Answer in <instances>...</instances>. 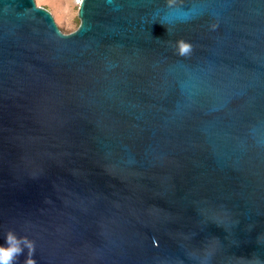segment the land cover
<instances>
[{
  "label": "water",
  "instance_id": "obj_1",
  "mask_svg": "<svg viewBox=\"0 0 264 264\" xmlns=\"http://www.w3.org/2000/svg\"><path fill=\"white\" fill-rule=\"evenodd\" d=\"M78 19L0 0V246L264 264V0H83Z\"/></svg>",
  "mask_w": 264,
  "mask_h": 264
},
{
  "label": "clouds",
  "instance_id": "obj_2",
  "mask_svg": "<svg viewBox=\"0 0 264 264\" xmlns=\"http://www.w3.org/2000/svg\"><path fill=\"white\" fill-rule=\"evenodd\" d=\"M169 6L175 3V0H168ZM193 45L190 42L177 41L176 55L180 57H189L192 54ZM27 250L28 256L23 264H36L33 258L35 255V242L28 237H20L14 231L6 234L5 246H0V264H20V257Z\"/></svg>",
  "mask_w": 264,
  "mask_h": 264
},
{
  "label": "rangeland",
  "instance_id": "obj_3",
  "mask_svg": "<svg viewBox=\"0 0 264 264\" xmlns=\"http://www.w3.org/2000/svg\"><path fill=\"white\" fill-rule=\"evenodd\" d=\"M38 6L47 8L63 33H71L79 25L78 7L73 0H35Z\"/></svg>",
  "mask_w": 264,
  "mask_h": 264
},
{
  "label": "built area",
  "instance_id": "obj_4",
  "mask_svg": "<svg viewBox=\"0 0 264 264\" xmlns=\"http://www.w3.org/2000/svg\"><path fill=\"white\" fill-rule=\"evenodd\" d=\"M76 7H79L83 0H73Z\"/></svg>",
  "mask_w": 264,
  "mask_h": 264
}]
</instances>
